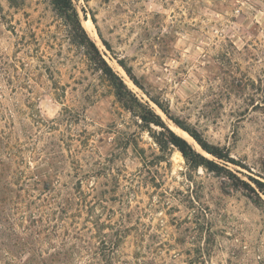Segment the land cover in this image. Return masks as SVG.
Masks as SVG:
<instances>
[{"label": "rangeland", "instance_id": "obj_1", "mask_svg": "<svg viewBox=\"0 0 264 264\" xmlns=\"http://www.w3.org/2000/svg\"><path fill=\"white\" fill-rule=\"evenodd\" d=\"M71 1L165 127L123 105L51 0H0V209L39 219L36 250L68 264H264V0Z\"/></svg>", "mask_w": 264, "mask_h": 264}, {"label": "trees", "instance_id": "obj_2", "mask_svg": "<svg viewBox=\"0 0 264 264\" xmlns=\"http://www.w3.org/2000/svg\"><path fill=\"white\" fill-rule=\"evenodd\" d=\"M51 1L59 15L71 21L75 27V31H81V35L80 33H77V36L80 38L79 43L87 47L91 58L114 86L116 95L123 105L131 111L140 112L142 120H144L146 123H154L156 125H162L165 127L159 115L153 113L148 105L140 101L127 87L122 78L118 76L112 67L103 59V57H101L96 44L89 38L85 29H83L79 16L73 7L72 1ZM155 102L161 106L158 101ZM184 128L198 141L203 149L216 158L227 162L233 160L230 154L225 151L224 148L209 143L201 136L198 131L190 129L189 127ZM167 130L169 133L167 136L168 142L176 146L187 159L197 163L198 165H204L213 172L221 173L223 170H226L231 176L236 178V176L229 169H226L216 161L208 159L194 150V148L185 138L170 129ZM3 195L4 194H2L0 186V205H3V203L7 201V197H4ZM20 212L21 208L17 207V205H14L11 207V209H0V251L4 250L6 251L7 255H10L9 257H13L8 258V261L5 264L14 263V260L19 259V257V261L21 262L20 264H35L37 263L36 260L38 259H42L43 264H60L63 261H65V264H68L69 261L66 262V260H68L69 254L67 253H69V250H65L64 247L62 249L63 251L56 250L55 252H51L48 257H44L41 253H38L35 248V243H37V239L41 233V230L39 229L40 220L36 218L32 220L30 219L29 224L24 225L18 216ZM20 227L21 230L19 229ZM27 253L30 254L28 258L25 257ZM2 256L3 255L0 254V257Z\"/></svg>", "mask_w": 264, "mask_h": 264}, {"label": "bare ground", "instance_id": "obj_3", "mask_svg": "<svg viewBox=\"0 0 264 264\" xmlns=\"http://www.w3.org/2000/svg\"><path fill=\"white\" fill-rule=\"evenodd\" d=\"M183 136H185V135H183Z\"/></svg>", "mask_w": 264, "mask_h": 264}]
</instances>
